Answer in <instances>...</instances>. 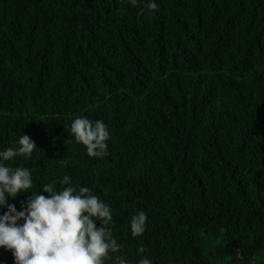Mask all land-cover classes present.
Masks as SVG:
<instances>
[{
	"label": "trees",
	"instance_id": "trees-1",
	"mask_svg": "<svg viewBox=\"0 0 264 264\" xmlns=\"http://www.w3.org/2000/svg\"><path fill=\"white\" fill-rule=\"evenodd\" d=\"M0 264H264V0H0Z\"/></svg>",
	"mask_w": 264,
	"mask_h": 264
}]
</instances>
